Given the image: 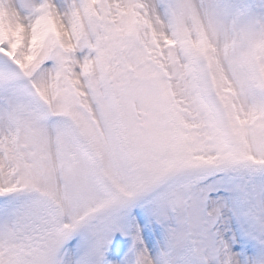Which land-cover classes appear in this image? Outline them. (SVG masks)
<instances>
[{"label":"snow or ice","instance_id":"obj_1","mask_svg":"<svg viewBox=\"0 0 264 264\" xmlns=\"http://www.w3.org/2000/svg\"><path fill=\"white\" fill-rule=\"evenodd\" d=\"M0 264H264V0H0Z\"/></svg>","mask_w":264,"mask_h":264}]
</instances>
